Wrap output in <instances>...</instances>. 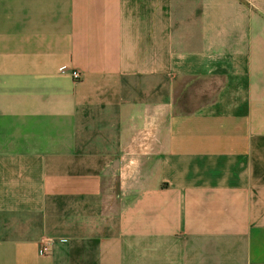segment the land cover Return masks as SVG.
Listing matches in <instances>:
<instances>
[{
    "label": "crops",
    "instance_id": "1",
    "mask_svg": "<svg viewBox=\"0 0 264 264\" xmlns=\"http://www.w3.org/2000/svg\"><path fill=\"white\" fill-rule=\"evenodd\" d=\"M0 264H264V0H0Z\"/></svg>",
    "mask_w": 264,
    "mask_h": 264
},
{
    "label": "built area",
    "instance_id": "2",
    "mask_svg": "<svg viewBox=\"0 0 264 264\" xmlns=\"http://www.w3.org/2000/svg\"><path fill=\"white\" fill-rule=\"evenodd\" d=\"M71 74H72V77H73L74 80H79L80 77H81L80 72L77 71V70L72 71ZM43 245H44L43 246V252H45V253L48 252L49 251L50 242L49 241L44 242Z\"/></svg>",
    "mask_w": 264,
    "mask_h": 264
},
{
    "label": "trees",
    "instance_id": "3",
    "mask_svg": "<svg viewBox=\"0 0 264 264\" xmlns=\"http://www.w3.org/2000/svg\"><path fill=\"white\" fill-rule=\"evenodd\" d=\"M181 106V100L179 99L178 103H177V110H181L180 107Z\"/></svg>",
    "mask_w": 264,
    "mask_h": 264
}]
</instances>
